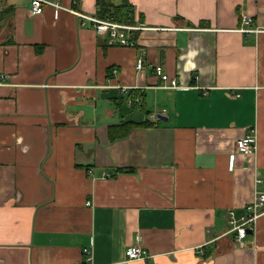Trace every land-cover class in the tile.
I'll return each mask as SVG.
<instances>
[{
	"label": "crops",
	"instance_id": "crops-1",
	"mask_svg": "<svg viewBox=\"0 0 264 264\" xmlns=\"http://www.w3.org/2000/svg\"><path fill=\"white\" fill-rule=\"evenodd\" d=\"M55 1L0 0V264H264L228 217L264 188V0Z\"/></svg>",
	"mask_w": 264,
	"mask_h": 264
},
{
	"label": "built area",
	"instance_id": "built-area-1",
	"mask_svg": "<svg viewBox=\"0 0 264 264\" xmlns=\"http://www.w3.org/2000/svg\"><path fill=\"white\" fill-rule=\"evenodd\" d=\"M31 8L33 13H41L45 5L51 4L56 7H60V4L55 0H30ZM70 9L75 14L83 16L85 19L91 20L94 24L96 32L99 34L108 35L110 43H120L128 45L131 43L126 30L133 29L136 26L117 18H99L95 15H87L82 11L65 7ZM243 31H254L256 33H264V23L257 26L251 27V18L248 15L243 16V26L241 27ZM144 53V52H143ZM144 66V60L140 57L137 61V68H142ZM156 73L164 81V86H177L178 81L176 78H170V76L163 71L161 65L155 67ZM166 83V84H165ZM233 94L239 95L234 90ZM257 148V138L256 133L250 132L236 140V150L237 152L250 155L254 154ZM235 157L232 155V167L235 166ZM261 178H256V183H260ZM264 214V188L256 186L254 189L253 198L245 206V211L240 215H237L233 209L228 212L229 221L232 224V228L236 231L237 240H243L249 231V228H253L260 216ZM87 254V259L91 260V250L90 248H84ZM126 257L128 260L145 258L148 256L146 249L142 247L141 244L135 243L126 248ZM82 264V263H75ZM85 264V263H83Z\"/></svg>",
	"mask_w": 264,
	"mask_h": 264
},
{
	"label": "trees",
	"instance_id": "trees-1",
	"mask_svg": "<svg viewBox=\"0 0 264 264\" xmlns=\"http://www.w3.org/2000/svg\"><path fill=\"white\" fill-rule=\"evenodd\" d=\"M109 8H110V7H104V8H103V11L106 12ZM112 14H113V15H116L118 18H119V15H121V14H120V11H119L118 8H116V10L113 11ZM115 127H116V128H115V130H114V133L118 130V129H117V126H115ZM112 136H113V135H112Z\"/></svg>",
	"mask_w": 264,
	"mask_h": 264
},
{
	"label": "water",
	"instance_id": "water-1",
	"mask_svg": "<svg viewBox=\"0 0 264 264\" xmlns=\"http://www.w3.org/2000/svg\"><path fill=\"white\" fill-rule=\"evenodd\" d=\"M135 116L136 114L135 113H132V114H129V116H127V120H130V119H135Z\"/></svg>",
	"mask_w": 264,
	"mask_h": 264
}]
</instances>
